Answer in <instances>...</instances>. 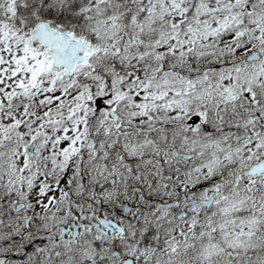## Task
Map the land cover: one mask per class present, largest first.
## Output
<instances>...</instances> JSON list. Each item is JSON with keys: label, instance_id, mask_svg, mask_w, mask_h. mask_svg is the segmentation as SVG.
<instances>
[{"label": "snow or ice", "instance_id": "1", "mask_svg": "<svg viewBox=\"0 0 264 264\" xmlns=\"http://www.w3.org/2000/svg\"><path fill=\"white\" fill-rule=\"evenodd\" d=\"M0 264H264V0H0Z\"/></svg>", "mask_w": 264, "mask_h": 264}]
</instances>
